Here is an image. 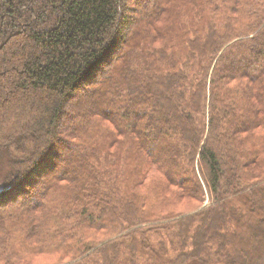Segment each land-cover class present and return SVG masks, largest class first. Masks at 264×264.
Wrapping results in <instances>:
<instances>
[{"label": "trees", "instance_id": "obj_1", "mask_svg": "<svg viewBox=\"0 0 264 264\" xmlns=\"http://www.w3.org/2000/svg\"><path fill=\"white\" fill-rule=\"evenodd\" d=\"M1 173L0 264H264V0H0Z\"/></svg>", "mask_w": 264, "mask_h": 264}, {"label": "rangeland", "instance_id": "obj_2", "mask_svg": "<svg viewBox=\"0 0 264 264\" xmlns=\"http://www.w3.org/2000/svg\"><path fill=\"white\" fill-rule=\"evenodd\" d=\"M2 173L0 174V179L2 178ZM208 203H209V199L206 197V199H205V201H204V203H203V205L201 206V208L202 207H204L205 205H208Z\"/></svg>", "mask_w": 264, "mask_h": 264}]
</instances>
